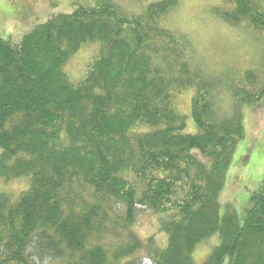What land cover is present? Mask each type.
I'll use <instances>...</instances> for the list:
<instances>
[{
	"label": "trees",
	"instance_id": "1",
	"mask_svg": "<svg viewBox=\"0 0 264 264\" xmlns=\"http://www.w3.org/2000/svg\"><path fill=\"white\" fill-rule=\"evenodd\" d=\"M219 1L222 20L264 40V0ZM178 5L132 13L102 0L49 16L17 44L0 36V264H197L214 238L201 264H264V179L242 224L220 201L246 135L221 97L260 104L264 61L205 71L166 26ZM89 45L73 82L65 67ZM189 90L196 134L176 104ZM18 180L20 193L2 189ZM144 211L159 237L138 234Z\"/></svg>",
	"mask_w": 264,
	"mask_h": 264
},
{
	"label": "rangeland",
	"instance_id": "2",
	"mask_svg": "<svg viewBox=\"0 0 264 264\" xmlns=\"http://www.w3.org/2000/svg\"><path fill=\"white\" fill-rule=\"evenodd\" d=\"M97 1L102 0H0V36L17 44L49 16L57 13L70 14L79 5ZM110 1L127 11L139 13L148 4L162 0ZM178 1V7L165 19L166 26L188 40L196 61L205 71L215 76H229L264 61V40L261 35L251 29L232 27L222 20L216 12L219 0ZM96 50V45H89L69 60L65 72L67 71L71 81L77 82L83 77ZM193 91L189 90L178 96L176 102L178 111L186 116L187 134L197 133L191 117ZM225 96L221 97L222 106L229 107L232 104V111L239 108L246 135L235 152L220 201L224 209L227 204L234 206L242 224L251 193L264 179V100L255 107H239V104L232 103L231 98ZM2 186L5 191L16 195L26 188V183L18 180ZM138 222L137 232L142 238L159 235L157 218L148 211L139 215ZM215 243L216 238L197 250V264L203 262L205 258H202L208 247ZM161 246L164 247L165 244ZM146 264H150V261Z\"/></svg>",
	"mask_w": 264,
	"mask_h": 264
}]
</instances>
